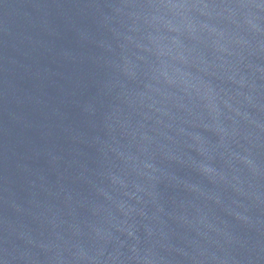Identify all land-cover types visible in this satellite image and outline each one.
<instances>
[{
  "label": "water",
  "instance_id": "water-1",
  "mask_svg": "<svg viewBox=\"0 0 264 264\" xmlns=\"http://www.w3.org/2000/svg\"><path fill=\"white\" fill-rule=\"evenodd\" d=\"M0 264H264V0H0Z\"/></svg>",
  "mask_w": 264,
  "mask_h": 264
}]
</instances>
